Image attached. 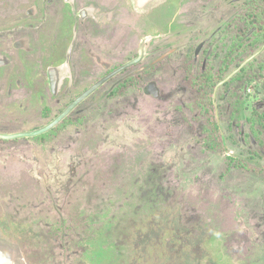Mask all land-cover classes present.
Here are the masks:
<instances>
[{
	"label": "rangeland",
	"instance_id": "rangeland-1",
	"mask_svg": "<svg viewBox=\"0 0 264 264\" xmlns=\"http://www.w3.org/2000/svg\"><path fill=\"white\" fill-rule=\"evenodd\" d=\"M44 1L0 0V50L12 61L3 80L31 71L20 78L31 121L0 124V134L55 121L98 82L87 75L118 66L112 51L134 49L139 30L164 37L148 45L145 78L110 77L45 132L0 140L10 159L0 227L31 264H264V45L247 22L264 19V0H169L143 16L126 0L87 41L66 6ZM30 8V50H20L10 31L28 27ZM71 45L70 63H83L76 89L51 96L44 73ZM130 63L117 68L134 73ZM13 93L15 106L23 92Z\"/></svg>",
	"mask_w": 264,
	"mask_h": 264
},
{
	"label": "flooded vegetation",
	"instance_id": "flooded-vegetation-1",
	"mask_svg": "<svg viewBox=\"0 0 264 264\" xmlns=\"http://www.w3.org/2000/svg\"><path fill=\"white\" fill-rule=\"evenodd\" d=\"M57 1H59L60 3H62L64 6L67 7L69 14L74 16L76 25H78L81 28L82 27L86 28V30L85 31L82 30L83 33H81V36L84 37V39L86 41H87V39H89V35L92 34V33H90V29H91V31L94 29H100L102 24H104L105 22L109 23L112 19V16H113V12H114L113 7L115 5L121 6V2L124 6V4H125L124 2H126V0H107L109 5L107 6V5L103 4V7H102V8H107V9H102V8H100V5H99L101 0H48L49 8L52 7V3L55 4ZM133 1L135 3L136 9L138 11V12L135 11L134 13L137 16H143V15L148 14L151 10L160 6V4L161 5L165 4L169 0H166V1L162 0V2L159 0H156V1L155 0L154 1L153 0H133ZM151 7H154V8L150 9ZM24 15H26V18L28 20V23H27L28 27L25 25L26 27L21 26L23 28L10 31V32L17 31V30L19 31V32L17 31V33H15V34L20 33V37H21L23 46L21 48L19 47L18 42H17V36L13 38V41L11 44H12V47L15 48V50L18 48H20V50H21L24 47V49H28V51H29L30 50L28 48L29 42H30V35L29 34L31 33V20H33L32 17L34 15V13L32 12V10L30 8L24 13ZM24 27L27 29H24ZM94 32H95V30H94ZM142 33L143 32L141 30H139V36H138L137 42L133 46L134 49L130 48L127 53H126V50H124V52H120L118 50H116L115 52L112 51L111 55L110 56L108 55L106 57V58L109 57V60L108 59H107L108 61L106 60L108 65H110V64L114 65L115 64V65L119 66V65H123L124 63H127V62L128 63L131 62L130 64H134V65H132L133 66L132 69L135 68L134 73L133 72L132 73H123L125 71V69H122V70L118 71L117 73H115L113 76H111V77H113L112 78L113 80L119 79L120 78L119 76H122L124 78H130V79H143V78H145L146 75H144L141 72V70H143L144 67H146L148 65L147 62L143 63V61H144L143 59L145 58V55L147 54L148 45H150V43L155 38H157V39L163 38L164 33H162V31H158L155 35H150L147 32H146V34L142 35ZM8 35H9V37H13V34H8ZM82 37L80 38V45L81 46L82 45L87 46V45H85V44H87L86 42H85V44L83 43ZM75 41H77V40L75 39ZM93 46L94 45H90V47L92 49H94ZM73 48H75V46L71 45V48L69 49V51L67 53L68 54L67 59H64L62 62H60L56 65H50V66H48V68H46L47 71L44 73L45 78H43V79H44L45 84H46L47 93L49 92V94L51 96L52 95L56 96L58 93H60L62 91L64 92V95H66L67 92L71 88L76 89L77 78L79 77L80 74H77L75 72L74 66H75V64L82 63L81 62L82 60H79L77 57H75L74 62L72 61V64L70 63L71 62V55L73 54ZM76 48L79 49V44H78V46H76ZM158 48L159 47H157L155 50H157ZM3 51L0 50V67H6L12 62L10 60V57L6 56L3 53ZM194 53H196L198 55L200 53V50L195 51ZM115 56H117V57H115ZM123 58L124 59L128 58V59L122 60ZM102 59L105 61L104 58H102ZM112 59L114 60L113 61L114 63L111 62ZM222 59L224 60L225 56L221 57V61H222ZM94 60H95V62L93 65H98L100 67L99 69L103 70L102 66H103L104 62H100V61L98 62V61H96V58H94ZM136 63L140 64L139 68L136 66L137 65ZM117 67L115 66L114 68H112L108 72V74L113 73L115 70H118ZM92 68H94V67H92ZM25 74L17 73V74H15V76H13L9 80V82H7V81L3 80L4 75H2L0 73V92L4 91V96H5V97L4 96L1 97V95H0V124L3 126L6 125L7 127H14V126H19L20 123H26V121H31V120L27 119L29 117L31 118L30 102L28 101L29 104H26V103H24L26 101H23V100H25L24 98L29 99V95H31V88L27 84L22 85L21 84L22 79H20V78H26V76H30V78H31L30 69L28 70V75H25ZM108 74L106 73L102 76L106 77ZM92 75H94V76H90V75H87V76H88V78L92 77V79H96L97 81H99V79L100 80L102 79L101 78L102 76L97 77L100 74L95 73ZM74 77H76V79ZM19 89H22L24 97L22 96L21 100H18L17 104L15 106H12L9 104V102L12 103L11 99L15 95V93H13V92L15 90H19ZM97 90L96 91L94 90L90 95L93 96L95 93H97ZM42 98H43L42 100H46L44 98V95H42ZM5 102L7 104H5ZM15 107H17V108H15ZM90 116H91V114H89V117ZM14 138H0V140H8L9 141V140H12ZM11 148L13 150H15V153L17 152L16 148H14V147H11ZM7 155L8 156L6 157V159H9V154H7ZM17 155L18 156L16 159L19 161H20L21 157L25 158L24 154H22L21 152H18ZM1 157L2 156H1V152H0V178H1V176L5 175V174H2V172L6 173V170L9 169L7 167L10 166V159L7 161L6 160L2 161ZM28 158L31 160V154L28 155ZM29 159H27V160H29ZM11 164H12V166L14 165V163H11ZM22 164L25 165V163H22ZM5 166H7V167H5ZM23 169L26 170L27 173H29V176H31V168H23ZM0 200L4 201V199H0ZM1 203L3 204L4 202H1ZM5 204L9 207L8 202H5ZM28 207H31V206H28ZM23 209H26V207ZM17 210L19 211V207L17 208ZM2 228L6 232L8 231V229H6L4 226ZM8 232H10V231H8Z\"/></svg>",
	"mask_w": 264,
	"mask_h": 264
},
{
	"label": "water",
	"instance_id": "water-1",
	"mask_svg": "<svg viewBox=\"0 0 264 264\" xmlns=\"http://www.w3.org/2000/svg\"><path fill=\"white\" fill-rule=\"evenodd\" d=\"M130 1H131V4H132V7H133L134 11L138 12L137 9H136L134 1L133 0H130ZM152 8H154V7H151L150 9H152ZM124 67H125V65L123 67L119 68L118 70H115L113 73L109 74L104 79L98 81L96 84H93L91 87H89L87 90H85L82 94H80L68 106V108L55 121H53L49 125L41 128V129L35 130L33 132H28V133H23V134H13V135L0 134V138H14V137H17V136L30 135V134L31 135H36V134H40L42 132H45L46 130L51 128V126H53L58 120H60L63 116H65L67 114V112L69 111V109L74 108L80 101H82L83 99L88 97L101 83H103L105 80L109 79L111 76H113L118 71L122 70ZM7 249H11L13 251V253L16 254L17 259H18V262H17L18 264H31V260L25 255L24 250L21 248V246L19 245V243L17 241L13 240V238H11V241H9L7 239V237L0 238V253L2 251L3 252L7 251ZM0 264H11V263L9 261L4 260L3 258L0 257Z\"/></svg>",
	"mask_w": 264,
	"mask_h": 264
},
{
	"label": "trees",
	"instance_id": "trees-1",
	"mask_svg": "<svg viewBox=\"0 0 264 264\" xmlns=\"http://www.w3.org/2000/svg\"><path fill=\"white\" fill-rule=\"evenodd\" d=\"M247 16H248V19H247L248 21L247 20L246 21L249 23V25L255 24V23L257 24L256 31L258 30V33H259L258 34L256 32L257 41L259 42L257 47H258V50H260L264 45V19H256L254 17V14H252V13H248ZM254 37H256V36L253 33L252 39ZM245 42H246V40H244V42H243V50H245L246 46H248V44L244 45ZM262 100L264 101V95L262 97ZM262 117H264V112L262 114Z\"/></svg>",
	"mask_w": 264,
	"mask_h": 264
},
{
	"label": "bare ground",
	"instance_id": "bare-ground-1",
	"mask_svg": "<svg viewBox=\"0 0 264 264\" xmlns=\"http://www.w3.org/2000/svg\"><path fill=\"white\" fill-rule=\"evenodd\" d=\"M159 1L162 2V0H159ZM0 257L3 258L4 260L9 261L11 264H18L17 263L18 262L17 256H16V254L13 253V251L11 249H7V251H4V252L2 251L0 253Z\"/></svg>",
	"mask_w": 264,
	"mask_h": 264
},
{
	"label": "crops",
	"instance_id": "crops-1",
	"mask_svg": "<svg viewBox=\"0 0 264 264\" xmlns=\"http://www.w3.org/2000/svg\"><path fill=\"white\" fill-rule=\"evenodd\" d=\"M3 237H7V239L9 240V241H11V238L9 237V235L6 233V231L2 228V227H0V238H3ZM13 240H15V241H17L16 239H13ZM18 242V241H17ZM19 243V242H18ZM19 245H20V243H19ZM21 246V245H20ZM22 248V247H21Z\"/></svg>",
	"mask_w": 264,
	"mask_h": 264
}]
</instances>
